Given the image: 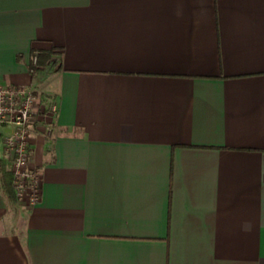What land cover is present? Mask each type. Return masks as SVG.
I'll return each mask as SVG.
<instances>
[{"label": "crops", "instance_id": "0c3cea01", "mask_svg": "<svg viewBox=\"0 0 264 264\" xmlns=\"http://www.w3.org/2000/svg\"><path fill=\"white\" fill-rule=\"evenodd\" d=\"M0 83L48 98L0 264H264V0H0Z\"/></svg>", "mask_w": 264, "mask_h": 264}, {"label": "built area", "instance_id": "2783aa9c", "mask_svg": "<svg viewBox=\"0 0 264 264\" xmlns=\"http://www.w3.org/2000/svg\"><path fill=\"white\" fill-rule=\"evenodd\" d=\"M38 67V53L33 56L31 72ZM37 108L36 89L27 85L0 83V129L10 126L3 137L11 156V171L17 196L35 203L42 192V177L30 163L31 121ZM53 110L57 105L52 106Z\"/></svg>", "mask_w": 264, "mask_h": 264}, {"label": "trees", "instance_id": "16d2710c", "mask_svg": "<svg viewBox=\"0 0 264 264\" xmlns=\"http://www.w3.org/2000/svg\"><path fill=\"white\" fill-rule=\"evenodd\" d=\"M42 63H43V57L40 55V53H38V67L36 68V70L40 68ZM0 181L4 196L6 197L9 205L11 207H16L19 198L17 196L13 184V175L10 167V162L8 159H5L4 157L1 156H0Z\"/></svg>", "mask_w": 264, "mask_h": 264}, {"label": "rangeland", "instance_id": "374dc122", "mask_svg": "<svg viewBox=\"0 0 264 264\" xmlns=\"http://www.w3.org/2000/svg\"><path fill=\"white\" fill-rule=\"evenodd\" d=\"M47 69H49L48 67H47ZM46 69V70H47ZM51 70V69H50ZM37 71V70H36ZM48 71V70H47ZM48 75H49V73L47 72L44 76H45V78L47 79L48 78ZM42 91L41 90H37L36 91V96H37V106L39 107V105L41 106V105H43V107H46L45 105V102H47V100H48V98H46L45 97V95L43 94V93H41ZM51 111H53V109H51ZM21 200V199H20Z\"/></svg>", "mask_w": 264, "mask_h": 264}]
</instances>
